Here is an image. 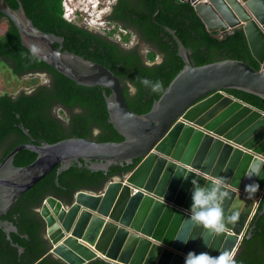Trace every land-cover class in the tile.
Masks as SVG:
<instances>
[{"label": "water", "instance_id": "water-1", "mask_svg": "<svg viewBox=\"0 0 264 264\" xmlns=\"http://www.w3.org/2000/svg\"><path fill=\"white\" fill-rule=\"evenodd\" d=\"M17 1L14 8L0 0V11L15 24L22 44L29 50L38 47L37 57L78 84L110 89L104 92L109 121L124 139L69 137L16 146L0 162V217L56 167L59 184V175L74 163L108 171L140 159L132 171L111 178L100 191H77L71 203L53 195L45 198L37 210L48 253L65 264H185L189 252L215 256L230 251L235 258L252 221L264 213L263 208L251 218L264 196V171L246 176L250 161L264 155V111L226 90L264 99V0H190L220 39L243 30L261 67L231 58L195 65L190 49L166 27L184 66L145 113L130 108L111 69L67 49L63 36L36 26ZM22 149L37 157L16 166ZM193 179L200 186H215L225 216L237 217L224 234L206 236L189 218ZM0 227L10 240L18 231L8 220L0 219Z\"/></svg>", "mask_w": 264, "mask_h": 264}, {"label": "trees", "instance_id": "trees-1", "mask_svg": "<svg viewBox=\"0 0 264 264\" xmlns=\"http://www.w3.org/2000/svg\"><path fill=\"white\" fill-rule=\"evenodd\" d=\"M21 1L36 26L63 36L65 47L70 51L111 69L119 77L128 105L136 113L148 112L164 92L150 93L139 83L140 78L159 79L166 88L184 66V60L178 54L177 42L166 27L175 30L190 49L195 65L231 58L248 62L257 69L261 67L251 54L243 30L237 28L226 39H220L218 31L210 32L207 29L190 2L117 1L107 16L115 28L106 31L112 37L119 32L128 41L129 30L133 29L138 40L150 47L148 53L143 55L137 44L124 48L109 35L67 20L64 17V0ZM8 2L12 7H18L17 0ZM0 20H5L7 26L5 34L0 37V61L7 63L14 75L44 74L49 81L39 84L30 92L21 91L16 95L5 92L0 95V162L16 146L28 142L53 143L69 137L103 142L124 139L109 121L104 92L109 94L110 89L78 84L39 57L32 56L31 51L22 44L15 24L1 11ZM125 30L128 31L126 35ZM159 55H162V60L156 62ZM147 63L153 66L148 67ZM35 80L39 83V77ZM129 82L137 88L134 96L129 93ZM227 91L264 111V99L261 97L237 89ZM58 106L61 109L57 116L54 110ZM23 127L29 130V135ZM36 157L35 152L22 149L15 156L14 164L28 165ZM139 162L140 159H136L123 167L112 165L108 171L91 170L86 165L74 163L59 175V184L56 182L57 167L54 168L0 217L18 228L17 232L11 233L10 240L0 227V264H65L48 253L49 245L43 236L44 220L37 209L49 195L71 203L73 195L79 190L100 191L111 178L132 171ZM65 194L69 195L68 199ZM263 208L264 196L258 211ZM253 222L250 234L244 236L235 257L237 264H264V213Z\"/></svg>", "mask_w": 264, "mask_h": 264}, {"label": "clouds", "instance_id": "clouds-1", "mask_svg": "<svg viewBox=\"0 0 264 264\" xmlns=\"http://www.w3.org/2000/svg\"><path fill=\"white\" fill-rule=\"evenodd\" d=\"M66 1L69 4L70 0H66ZM180 1L190 2L187 0H180ZM71 4L73 5L76 15L82 14V12L80 13L78 6H76L74 3ZM65 12H64V17L67 20H69L67 16H65ZM130 41L131 40L125 41L123 39L122 42H130ZM118 42L120 43V41ZM30 51L32 56H37L39 52V48L34 45L31 47ZM147 66L152 67L153 65L151 63H147ZM139 83L143 87L147 88L150 91V93L160 94L162 91L165 90L163 81L159 79L152 81L145 77V78H140ZM128 89H129V93L133 96L137 92V88L131 82L128 83ZM262 171H264V155H258L253 160L250 161L249 167L246 170V176L247 178L260 176ZM191 183H192V192H191L192 202L189 208V212H190L189 218L193 223H195L197 226H200L204 230V235L206 236H210L213 234L215 235L224 234L227 230L228 225L230 223H235L237 217L225 216L222 207L218 203L219 191L215 186L213 185L200 186L198 185L195 179H193ZM255 186L257 189L259 188V185L257 183ZM248 187L249 185H245L246 189ZM259 205L260 203L256 204V207L254 208L251 215L252 219L254 218L255 214L258 211ZM185 264H237V262L234 258V253L230 251L220 252L218 255L215 256L209 254V252H201V253L189 252L185 257Z\"/></svg>", "mask_w": 264, "mask_h": 264}, {"label": "rangeland", "instance_id": "rangeland-1", "mask_svg": "<svg viewBox=\"0 0 264 264\" xmlns=\"http://www.w3.org/2000/svg\"><path fill=\"white\" fill-rule=\"evenodd\" d=\"M94 0H92L93 2ZM99 0H95L94 3L91 2V0H70L68 4V18L76 23H79L85 27H88L89 29L100 32L103 35H109L107 33V29L113 30L115 28L114 23H110L108 21V14L110 11L106 8L105 11L99 10ZM101 1V0H100ZM109 1V0H106ZM113 1V0H111ZM71 3H74L76 6L79 7L80 13L82 14H75V10L73 8V5ZM92 7V8H91ZM98 7L97 9H95ZM74 10V11H73ZM7 30L6 22L5 20H0V37L5 34ZM130 36L129 40L130 42H123V44L127 47H133L134 45H139V48L143 55H146L148 51L150 50V47L144 43L138 40V35L134 32L133 29H130ZM112 38V35H109ZM114 36V35H113ZM118 38L115 37V40ZM162 60L161 56L157 58L156 62H160ZM7 63L4 61H0V95L8 92L10 94H18L21 91H32L36 86H38L41 83H48L46 76L44 74L38 76V74H27L23 76H17L12 74V71L9 67H7ZM39 77V83L35 80V78ZM36 81V82H35ZM64 115V114H63Z\"/></svg>", "mask_w": 264, "mask_h": 264}, {"label": "flooded vegetation", "instance_id": "flooded-vegetation-1", "mask_svg": "<svg viewBox=\"0 0 264 264\" xmlns=\"http://www.w3.org/2000/svg\"><path fill=\"white\" fill-rule=\"evenodd\" d=\"M95 1V0H94ZM94 1L92 2V0H91V2L92 3H94ZM117 1L118 0H113V1H111V0H109V1H106V0H99L98 1V3H99V5L100 6H98L99 7V10H103V11H105V9L107 8L109 11H112V9H113V7H114V5L117 3ZM98 7H96L95 9H97ZM92 8V7H91ZM111 13V12H110ZM88 28V27H87ZM127 34V31H125L124 32V35H126ZM115 37H117L118 39L116 40L117 42L118 41H120V43H121V45H122V47H124V48H127L124 44H123V36L122 35H120V33L119 32H116L115 33V35H114V37L113 38H115ZM110 38H111V36H110ZM139 39V38H138ZM158 57H160V55L158 56ZM161 58H162V55H161ZM227 91V90H226ZM228 92V91H227ZM229 93V92H228ZM60 109H61V106H58V107H56V109L54 110V112H55V115H57L58 113L57 112H59L60 111ZM67 112V111H66ZM58 116V115H57ZM123 175V174H122ZM122 175H117L118 177L119 176H122ZM65 196L67 197V199L69 198V195H66L65 194ZM64 203H66V202H64ZM9 221V220H8ZM11 222V221H10ZM43 236H44V238H45V232L43 231ZM47 244H48V241H47ZM49 245V244H48ZM100 262V261H99ZM96 263H98V262H96ZM96 263H94V264H96Z\"/></svg>", "mask_w": 264, "mask_h": 264}, {"label": "built area", "instance_id": "built-area-1", "mask_svg": "<svg viewBox=\"0 0 264 264\" xmlns=\"http://www.w3.org/2000/svg\"><path fill=\"white\" fill-rule=\"evenodd\" d=\"M187 1H190V0H187ZM190 2H191V1H190ZM191 4H192V5H195L196 2H191ZM64 7H65V10H66V12H65V16H67V18H68V15H67V14H68V10H69V9L67 8V7H68V3H67L66 0H64ZM68 19H69V18H68ZM69 20H70V19H69Z\"/></svg>", "mask_w": 264, "mask_h": 264}]
</instances>
